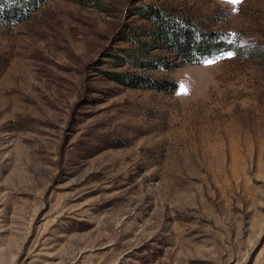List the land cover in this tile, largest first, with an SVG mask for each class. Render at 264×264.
Returning a JSON list of instances; mask_svg holds the SVG:
<instances>
[{
  "label": "rangeland",
  "instance_id": "1",
  "mask_svg": "<svg viewBox=\"0 0 264 264\" xmlns=\"http://www.w3.org/2000/svg\"><path fill=\"white\" fill-rule=\"evenodd\" d=\"M131 1L0 15V264H264V0H164L230 44L172 93L105 73Z\"/></svg>",
  "mask_w": 264,
  "mask_h": 264
},
{
  "label": "trees",
  "instance_id": "2",
  "mask_svg": "<svg viewBox=\"0 0 264 264\" xmlns=\"http://www.w3.org/2000/svg\"><path fill=\"white\" fill-rule=\"evenodd\" d=\"M44 0H0L1 18L20 21ZM162 1V2H159ZM132 0L131 15L145 24H126L116 33L130 46L118 47L108 54L113 57L106 75L131 87L153 88L172 93L178 87L170 71L183 63L199 62L229 47L222 34L209 29L203 20L187 10L164 0ZM157 71V72H153Z\"/></svg>",
  "mask_w": 264,
  "mask_h": 264
},
{
  "label": "snow or ice",
  "instance_id": "3",
  "mask_svg": "<svg viewBox=\"0 0 264 264\" xmlns=\"http://www.w3.org/2000/svg\"><path fill=\"white\" fill-rule=\"evenodd\" d=\"M231 2H232L233 4H238V3H241L242 0H231ZM206 63H208V64H212V63H214V61H213V60H208V61H206ZM180 93H182V94H186V93H187V88H186V86L181 85V87H180Z\"/></svg>",
  "mask_w": 264,
  "mask_h": 264
},
{
  "label": "built area",
  "instance_id": "4",
  "mask_svg": "<svg viewBox=\"0 0 264 264\" xmlns=\"http://www.w3.org/2000/svg\"><path fill=\"white\" fill-rule=\"evenodd\" d=\"M10 264H14V263H10Z\"/></svg>",
  "mask_w": 264,
  "mask_h": 264
}]
</instances>
